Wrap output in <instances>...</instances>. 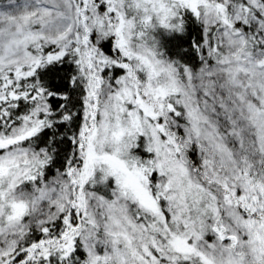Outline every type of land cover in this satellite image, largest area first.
<instances>
[{
	"label": "snow or ice",
	"instance_id": "obj_1",
	"mask_svg": "<svg viewBox=\"0 0 264 264\" xmlns=\"http://www.w3.org/2000/svg\"><path fill=\"white\" fill-rule=\"evenodd\" d=\"M0 264H264V0H0Z\"/></svg>",
	"mask_w": 264,
	"mask_h": 264
}]
</instances>
